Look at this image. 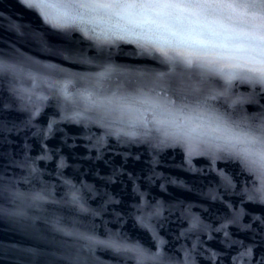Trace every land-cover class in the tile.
<instances>
[{
  "label": "water",
  "instance_id": "water-1",
  "mask_svg": "<svg viewBox=\"0 0 264 264\" xmlns=\"http://www.w3.org/2000/svg\"><path fill=\"white\" fill-rule=\"evenodd\" d=\"M139 51L133 43L99 45L79 31L52 29L19 0H0V62L21 60L25 70L55 65L81 74L111 64L118 70L114 80L163 70ZM16 86L0 78V190L43 189L46 200L28 208L26 217L0 214V264H26L22 250L42 246L36 234L60 250L78 252L80 264H135L100 246L89 250L86 241L64 236L56 226L101 240L120 235L171 257L172 264H183L186 253L192 264H232L239 250L238 244L229 247L233 240L255 245L252 264L261 259L264 203L247 199L244 190L252 185L238 163L186 156L178 145L117 136L88 120L77 123L62 96L41 87L37 95L46 99L29 103L10 91ZM234 91L253 90L237 85ZM255 91L256 103L243 106L249 114L264 105V94ZM73 191L78 203L71 201ZM18 204L0 196V209L12 211ZM54 259L52 251L43 257L44 264Z\"/></svg>",
  "mask_w": 264,
  "mask_h": 264
},
{
  "label": "snow or ice",
  "instance_id": "snow-or-ice-1",
  "mask_svg": "<svg viewBox=\"0 0 264 264\" xmlns=\"http://www.w3.org/2000/svg\"><path fill=\"white\" fill-rule=\"evenodd\" d=\"M19 2L52 29L79 31L99 45L133 43L140 50L137 55L152 58L163 67L114 80L118 70L111 64H96L99 71L81 74L55 65L25 70L21 60L0 62V78L17 85L10 91L19 99L26 97L29 103L46 99L37 95L39 88L46 87L63 97L77 123L88 120L114 129L117 136L178 145L186 156L210 155L236 162L251 181V188L244 190L247 199L264 203V105L251 114L243 107L256 103L257 88L264 94V0ZM42 69L56 78L43 74ZM237 85L253 91L240 94L234 91ZM70 87L75 91L70 92ZM35 172L32 168L31 173ZM0 196L14 204L19 201L14 210L0 209V214L18 217H26L28 208L46 200L43 189L29 194L3 189ZM70 198L73 203L80 200L75 191ZM158 214V210L152 213ZM55 231L86 241L83 247L89 250L100 246L135 264H172L171 257L120 235L101 240L61 226ZM35 238L42 246L22 250L26 264H44L49 251L55 257L52 264H80L78 252L60 250L56 242H48L40 234ZM260 243L264 246V238ZM236 244L239 250L232 256V264H252L255 245L233 240L229 247ZM183 264H192L187 253ZM256 264H264V253Z\"/></svg>",
  "mask_w": 264,
  "mask_h": 264
}]
</instances>
